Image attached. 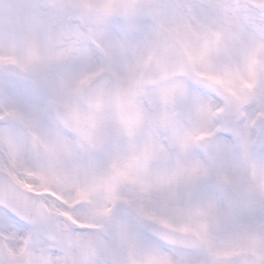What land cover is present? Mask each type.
<instances>
[{"label": "snow or ice", "instance_id": "snow-or-ice-1", "mask_svg": "<svg viewBox=\"0 0 264 264\" xmlns=\"http://www.w3.org/2000/svg\"><path fill=\"white\" fill-rule=\"evenodd\" d=\"M0 264H264V0H0Z\"/></svg>", "mask_w": 264, "mask_h": 264}]
</instances>
